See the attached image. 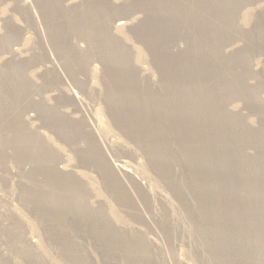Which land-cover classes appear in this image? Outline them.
<instances>
[{"label": "rangeland", "instance_id": "1", "mask_svg": "<svg viewBox=\"0 0 264 264\" xmlns=\"http://www.w3.org/2000/svg\"><path fill=\"white\" fill-rule=\"evenodd\" d=\"M0 264H264V0H0Z\"/></svg>", "mask_w": 264, "mask_h": 264}, {"label": "bare ground", "instance_id": "2", "mask_svg": "<svg viewBox=\"0 0 264 264\" xmlns=\"http://www.w3.org/2000/svg\"><path fill=\"white\" fill-rule=\"evenodd\" d=\"M68 1H71V2H73V1H75V0H68ZM115 21V20H114ZM124 21L123 20H116L115 21V26L113 25V23H112V26H114L116 29L117 28H120V27H122L123 25H124ZM113 28V27H112ZM123 74V73H122ZM154 104V103H153ZM168 129H170V128H168ZM172 129V128H171ZM174 130V129H173ZM148 132V131H147ZM180 132V131H179ZM196 132V131H195ZM152 133V132H151ZM148 134V133H147ZM172 135V134H171ZM180 139V138H179ZM162 141V140H161ZM183 141V140H182ZM172 142V141H171ZM175 143V142H174ZM169 146V145H168ZM162 147V146H161ZM163 152V151H162ZM176 153V152H175ZM177 153H179V152H177ZM172 155V154H171ZM165 156V155H164ZM162 158H163V156H162ZM167 158V157H166ZM169 158V157H168ZM183 159V158H182ZM167 161H168V159H166ZM184 160V159H183ZM187 161V160H186ZM169 162V161H168ZM120 173H122L121 171H119ZM210 202V201H209ZM213 202V201H212ZM211 202V203H212ZM215 202V201H214ZM241 202V201H240ZM216 204V203H215ZM207 206V205H206ZM218 206V205H217ZM211 207V206H210ZM224 211V210H223ZM222 214V213H221ZM201 220H203V219H201ZM206 221V220H205ZM208 221V220H207ZM215 223V222H214ZM213 224V223H212ZM214 226V225H213ZM218 227V226H217ZM212 228V227H211ZM218 228H221V227H218ZM211 230V229H210ZM217 230V229H216ZM221 230V229H220ZM222 231V230H221ZM212 232V231H211ZM218 232V231H217ZM213 233V232H212ZM227 233V232H226ZM166 236V235H165Z\"/></svg>", "mask_w": 264, "mask_h": 264}]
</instances>
